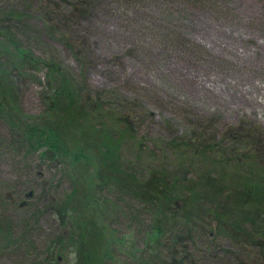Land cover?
<instances>
[{"label": "rangeland", "instance_id": "obj_1", "mask_svg": "<svg viewBox=\"0 0 264 264\" xmlns=\"http://www.w3.org/2000/svg\"><path fill=\"white\" fill-rule=\"evenodd\" d=\"M78 2L0 0V27H10L35 55L61 63L81 108L93 104L94 115L121 118L124 168L157 167L170 177L196 179L214 166L193 157V150L214 143L218 159L251 157L233 162L239 173L249 164L264 169V0ZM10 71L13 82L1 94L14 110L27 117L53 115L45 78L38 83L34 71ZM3 121L0 264H73L67 235L76 233L74 219L64 221L56 204L70 192L74 170L40 152L17 151L3 140ZM253 127L252 136H240ZM80 167L88 175L94 169ZM231 175L225 172L226 186ZM99 194L94 213L107 243L103 264H264V244L218 233L210 217L193 228L175 219L164 235L151 238L155 223L147 205L115 188Z\"/></svg>", "mask_w": 264, "mask_h": 264}, {"label": "trees", "instance_id": "obj_2", "mask_svg": "<svg viewBox=\"0 0 264 264\" xmlns=\"http://www.w3.org/2000/svg\"><path fill=\"white\" fill-rule=\"evenodd\" d=\"M70 1L75 7L79 4V0ZM12 13L16 18L21 17L16 12ZM0 43V94L4 92L5 95L9 83L13 82L10 75L12 68L21 74L25 70L34 71L33 76L38 83L43 82L41 79L46 80L44 89L48 96L45 100L50 104L47 112H53V115L24 116L9 104L8 96L1 94L0 117L6 129L3 140L17 147L19 152H40L44 157L72 166V188L61 203L56 204V211L64 221L74 219L71 228H75L76 233L67 235L75 252L73 264H103L107 243L94 208L97 202L100 203L99 193L106 188H115L149 207L155 223L151 238L161 237L164 228L175 219L193 228L203 217H210L216 222L218 233H235L239 242L244 244H264V169L253 168L249 164V170L239 173L232 167L236 166L233 164L236 160L250 159V156L242 154L218 159L216 144L210 143L201 150H193V157L208 160L214 166L206 173L200 171L197 175H204L196 179L170 177L166 169L157 167L128 170L123 167L121 157L125 134L118 128L121 118L117 114L115 117L118 119L109 112L105 113L108 114L106 116H96L93 104L81 108L79 93L73 89L65 67L52 58L35 55L17 40L10 27H0ZM38 71H43L42 77L36 75ZM110 116L111 120H116L115 123L103 118ZM254 130L257 131V128L253 127L240 136L248 138L255 133ZM72 139L76 144L71 143ZM178 144L191 145L187 141ZM80 164L91 165L94 169L88 175ZM227 171L231 172L229 178L234 182L231 181L229 186L222 183L226 180L224 175ZM85 176L89 179H84ZM224 188L230 192L224 193ZM63 237L62 234L58 242L63 241ZM50 255V259H58L53 252Z\"/></svg>", "mask_w": 264, "mask_h": 264}]
</instances>
